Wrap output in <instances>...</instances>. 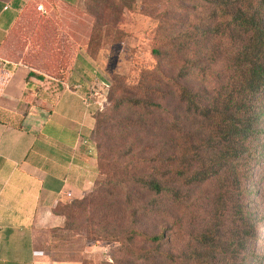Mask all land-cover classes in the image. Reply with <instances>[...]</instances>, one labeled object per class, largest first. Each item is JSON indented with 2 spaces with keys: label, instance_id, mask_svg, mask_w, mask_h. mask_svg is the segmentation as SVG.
I'll return each mask as SVG.
<instances>
[{
  "label": "trees",
  "instance_id": "trees-1",
  "mask_svg": "<svg viewBox=\"0 0 264 264\" xmlns=\"http://www.w3.org/2000/svg\"><path fill=\"white\" fill-rule=\"evenodd\" d=\"M190 1L208 6L207 21L190 26L175 42L152 50L159 59L154 71L161 80L149 83L142 97L134 93L127 96L129 93L117 87L106 112L100 117L93 113L91 140L98 158L97 176L89 200L82 197L69 203L75 201L72 207H83L98 200L94 205L95 211L101 205L96 224L106 223L108 214L114 227L100 229L94 236L118 243L140 264L200 262L203 256L193 252L181 257L165 252L162 257L160 246L168 243L163 226L173 225L177 214L194 206L193 190L208 183L218 185V199L209 209L207 223L211 228L199 234L197 250L212 248L227 262L238 242L232 237L239 236L241 227L239 237L244 239L256 214L257 207L252 208L250 201L256 193L251 183L258 162V141L264 136V0ZM133 2L120 0L128 10ZM35 7L40 16L29 25L41 63L33 69L57 82L56 93L66 78L64 52L59 48L54 19ZM230 35L237 38L233 43L228 41ZM171 69L176 70L172 77ZM32 75L30 69L28 77ZM165 101L163 106L160 102ZM171 104L175 107L169 118ZM127 111L137 119L127 118ZM147 117L151 118L149 123ZM157 120L161 125L155 131ZM112 121L108 130L120 126L127 138L142 135L152 140L140 147L114 150L113 169L130 167L120 174L106 171V143L111 138L99 131ZM233 196H238L236 205L232 204ZM108 198L110 205L106 204ZM112 207L120 216L108 213ZM57 213L64 217V225L53 231L67 230L68 219L60 206ZM124 216L128 223L119 229L117 223ZM149 224L147 232L144 227ZM124 242L126 246H122ZM248 260L244 254L240 264Z\"/></svg>",
  "mask_w": 264,
  "mask_h": 264
},
{
  "label": "rangeland",
  "instance_id": "rangeland-1",
  "mask_svg": "<svg viewBox=\"0 0 264 264\" xmlns=\"http://www.w3.org/2000/svg\"><path fill=\"white\" fill-rule=\"evenodd\" d=\"M39 3L45 11L42 13L52 17L55 21L54 31L56 37L60 39L59 48L64 52L65 58L66 78L64 82L77 65L78 68L83 69V88L87 94L86 99L88 103H94L97 107L94 111L95 115H99L97 117L104 114L111 105L110 98L113 97L117 87L129 93L127 96L134 93L142 97L143 90L147 89L149 83L161 80V77L154 71L159 64V59L152 53V50L175 42V38H179L190 26L203 25L207 21L208 11V6L204 2L190 0H135L130 10L121 6L120 0H96V2L80 0L75 6H67L55 0L30 2L20 12L7 33L0 49V58L11 62L26 63L31 69L34 82L27 95L31 106L35 108L43 106L44 100L52 102L57 90L55 80L49 78L43 71L33 69L40 65L41 61L39 55L35 54L37 48L31 35L29 22L40 16L34 9ZM228 38L230 43L237 39L235 35H230ZM78 59L83 60L84 64L81 62L80 66ZM171 71L170 76L172 77L176 70L171 69ZM166 102L168 101L160 103L164 106ZM172 107L175 105L169 106L171 112L168 115L169 118L173 114ZM131 112L127 111L125 116L129 119H137ZM168 116H164V119ZM146 119V123L151 121L150 117ZM111 124L113 121L109 122L106 128L102 127L99 130L100 133L103 131L109 133L111 138L106 143L105 167L106 171H115L120 174L129 171L130 167L126 170L113 169L114 164L112 166L111 162L114 160V150L120 148L124 150L128 145L140 147L146 140H152L142 135L127 138V133L119 130L120 126L108 130ZM160 125L161 122L157 120L153 129L158 131ZM258 144V162L253 168L251 183V188L256 190V193L250 201L252 208L255 205L257 207L256 214L251 222L252 228L248 229L249 234L244 239L239 237L241 227L237 234L239 236H231L238 242L236 249L229 254L227 262L226 258H219L217 250L196 249L199 234L209 226L207 223L209 209L218 199V185L214 182L193 190L194 206L184 211L183 214H177L172 220L173 225L168 223L163 226V233L165 237H168V243H162L160 246L162 257L165 252H171L179 257L183 253L193 252L203 256L196 264H219L220 260L223 264L225 262L226 264H240L243 255L246 254L249 257L247 264H264V136L260 138ZM138 165L136 164V167ZM90 191L88 190L82 196L83 200L87 198L89 200ZM97 201H94V205ZM70 202L68 200L60 205V209L68 219L67 230L38 233L37 249L51 250L58 260L75 261L78 264H140L122 250L118 243L94 236V232H97V235L100 229L110 230L114 227L113 218L107 213L106 223L96 224L101 205H97L95 211L94 205L81 207V204L79 207H72L76 202L73 201L69 205ZM106 204H111L109 198ZM232 204H238V196H233ZM108 213L120 216L115 207L108 209ZM124 217V219L121 217L117 223L119 229L128 223L126 216ZM150 227L149 224L144 229L148 232ZM214 243H217V238ZM122 246H126V242ZM160 264H167V261L163 260Z\"/></svg>",
  "mask_w": 264,
  "mask_h": 264
},
{
  "label": "crops",
  "instance_id": "crops-1",
  "mask_svg": "<svg viewBox=\"0 0 264 264\" xmlns=\"http://www.w3.org/2000/svg\"><path fill=\"white\" fill-rule=\"evenodd\" d=\"M32 1L0 0V49ZM77 66L53 101L35 108L27 95L34 82L30 69L0 58V264H78L36 247L38 233L63 227L61 203L81 198L97 176L91 140L97 107L87 102L83 69Z\"/></svg>",
  "mask_w": 264,
  "mask_h": 264
},
{
  "label": "built area",
  "instance_id": "built-area-1",
  "mask_svg": "<svg viewBox=\"0 0 264 264\" xmlns=\"http://www.w3.org/2000/svg\"><path fill=\"white\" fill-rule=\"evenodd\" d=\"M7 7H8V5H5L4 9H6ZM36 10L40 11V12H45L44 9H43L42 4H40V3L36 5Z\"/></svg>",
  "mask_w": 264,
  "mask_h": 264
}]
</instances>
